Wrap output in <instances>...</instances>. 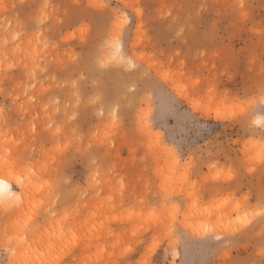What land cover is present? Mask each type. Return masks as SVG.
Wrapping results in <instances>:
<instances>
[{
  "label": "rangeland",
  "instance_id": "rangeland-1",
  "mask_svg": "<svg viewBox=\"0 0 264 264\" xmlns=\"http://www.w3.org/2000/svg\"><path fill=\"white\" fill-rule=\"evenodd\" d=\"M44 4L49 19L41 24ZM117 37L124 66L101 67L111 54L106 40ZM262 73L264 0H0V154L13 161L0 165L12 191L0 197V264L261 259L259 225L247 249L227 254L198 233L206 223L228 234L255 207L262 173L258 161L256 171L249 168L264 128L252 122L264 119V106L235 119L193 101L211 87L215 105H230L237 93L256 94ZM141 107L162 143L134 153L128 142ZM105 139L100 180L89 188L95 169L85 153ZM172 143L183 147L178 160L166 150ZM228 167L231 179L217 177ZM48 183L59 186V201L48 197ZM76 185L81 190L66 202L63 193ZM173 205L187 235L150 251L164 224L150 222L149 213L172 223ZM28 217L32 228L23 233L18 221Z\"/></svg>",
  "mask_w": 264,
  "mask_h": 264
},
{
  "label": "snow or ice",
  "instance_id": "snow-or-ice-1",
  "mask_svg": "<svg viewBox=\"0 0 264 264\" xmlns=\"http://www.w3.org/2000/svg\"><path fill=\"white\" fill-rule=\"evenodd\" d=\"M102 5H96V4H90L87 7H101ZM49 7L48 4L43 5V13L39 17V22L41 24H44L48 21V13L47 8ZM81 8H84V5L80 6ZM241 7H243L241 5ZM87 30L86 26L81 27V31L84 32ZM106 51H110L111 54L108 55L107 60H100V66L101 67H109L112 65H115L117 68L123 67L125 64V58L120 55V48H119V37H117L115 40H106V43L104 45ZM128 66L130 67H136L135 64H133L131 61H127ZM38 66V65H37ZM33 78H35L36 73L33 71L32 73ZM75 86V84H74ZM255 93L252 96H249L247 92H244L243 94L237 93V95L234 97L232 103L230 105H215L214 104V96H213V89L209 88V94L205 98H201L199 100H194L193 105L194 107L204 110L206 109L208 112H211L213 108L215 107L217 117H233L235 119H241V117L246 113L247 110L250 108L255 107L257 104L264 106V73H262V78L258 82V85L255 89ZM97 99H99L97 97ZM92 103H95V101H91ZM79 103V99L77 100V104ZM2 114V113H0ZM113 122L112 127L117 128L118 120L115 119V117H118L117 112H113ZM74 119V117H72ZM252 124L257 125L261 128H264V119L253 121ZM51 125H49V129H51ZM35 126H33V132H35ZM61 128H56V133H60ZM261 146L259 148V151L255 154V156L252 157V165L249 168V171H256V161L259 162V170L262 173L261 175V182H260V192L257 197L256 205L254 208H252L250 211L245 212L244 216L239 217V224L236 228H231L228 234L220 235L218 234L214 227L210 224H203L200 228V234L202 238L207 240H214L216 242L222 243V248L227 254L231 249L233 248H239L244 247L247 249L249 243L251 242L253 238V230L255 226H260V231L258 233V247L260 249L259 255L261 259L256 260L253 257H241V258H233L231 260H226L225 264H264V132H261ZM162 141L160 140L159 134L153 133V129L151 127V114L149 112H145L143 110V107H141V110L139 112L135 113V120L133 123V134L131 138L129 139L128 146L133 150V152H136L137 146H144L149 151H151L153 148H158ZM108 140H101L100 146L96 149H93L91 145H89V149L85 153L88 159L89 168L90 170L92 168L95 169V171H90L89 175V182L88 187H94L96 184L99 183L100 180V172H101V164H102V156H106V148H107ZM167 152L176 158L177 160L180 158V155L183 151V147L181 145H177L175 143H172L170 145H166ZM223 147V145H221ZM226 151V149H225ZM138 154V153H137ZM13 161L10 159L9 156H4L0 154V165L3 164H12ZM186 170H185V177H187L188 169L192 167L191 161H186ZM234 168L228 167L225 170H221L217 173V177L220 176H226V178L231 179L234 175ZM35 175L34 172L31 171V166H29V183H31V176ZM65 183H68L67 180H65ZM20 184L23 187L24 186V179H23V173H21V179ZM39 191H43L45 189V184L41 183L38 186ZM47 187V194L48 197L51 198L53 196L56 197V200L59 201L60 199V188L57 185H53L52 183H48L46 185ZM80 186L76 185L71 188L70 191L64 192L63 195L65 196V201H69L72 197V195L78 191H80ZM17 199H20V197H17ZM4 204L3 200L0 199V207H2ZM11 207V205H9ZM70 215V212L66 209L65 210V217ZM171 216L172 223H166V221H162L160 219V215L156 209H153L149 213L150 222L156 221L158 223L164 224V229L162 232L154 238V243L152 245V250H154L156 247H159L165 240L167 241H179L181 237H185L187 235L186 232H181L176 224L177 221V215H176V209L173 205L172 211L169 213ZM18 224L20 225L22 232L27 233L32 228V218L28 217L23 221H18ZM64 233L63 230L61 231V236L63 237ZM18 240L20 241H27V236L22 235L18 233L17 236ZM73 239H75V236L73 235ZM221 249H215L213 254H217ZM15 253L13 252V255ZM9 264H12L11 261H9ZM148 264H156L155 261H149ZM206 264H215L214 261H208Z\"/></svg>",
  "mask_w": 264,
  "mask_h": 264
},
{
  "label": "bare ground",
  "instance_id": "bare-ground-1",
  "mask_svg": "<svg viewBox=\"0 0 264 264\" xmlns=\"http://www.w3.org/2000/svg\"><path fill=\"white\" fill-rule=\"evenodd\" d=\"M11 195H12V191H11V188H10L9 181H3L1 179L0 180V197L4 198L6 196V198H9Z\"/></svg>",
  "mask_w": 264,
  "mask_h": 264
}]
</instances>
